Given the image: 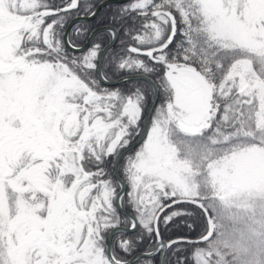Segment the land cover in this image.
<instances>
[{"label":"snow or ice","instance_id":"1","mask_svg":"<svg viewBox=\"0 0 264 264\" xmlns=\"http://www.w3.org/2000/svg\"><path fill=\"white\" fill-rule=\"evenodd\" d=\"M0 264H264V0H0Z\"/></svg>","mask_w":264,"mask_h":264},{"label":"trees","instance_id":"2","mask_svg":"<svg viewBox=\"0 0 264 264\" xmlns=\"http://www.w3.org/2000/svg\"><path fill=\"white\" fill-rule=\"evenodd\" d=\"M116 3H117V1H112V2H108L106 4L111 6V7H115ZM108 11H109L108 7L102 8L100 14L101 15H106L108 13ZM107 41H108V37L105 36L103 43H107ZM115 47H118V42H117V44L113 45V48H115ZM114 78H117V77L113 76L112 79H114ZM113 85L120 86V87H126V85H124L122 81L117 83V84H113ZM157 103H159V100H157ZM121 164H123V160H121ZM109 170H111V169L109 168ZM162 231L164 232L165 238L175 237L177 235H182V234H189V230L186 227H184L180 223L179 220H177L175 224H171L167 230H164L163 227H162ZM193 235H194V233H193Z\"/></svg>","mask_w":264,"mask_h":264},{"label":"water","instance_id":"3","mask_svg":"<svg viewBox=\"0 0 264 264\" xmlns=\"http://www.w3.org/2000/svg\"><path fill=\"white\" fill-rule=\"evenodd\" d=\"M112 1H117V0H104V2L105 3H108V2H112ZM99 27H101V26H99ZM109 42V41H108ZM107 42V43H108ZM106 43V44H107ZM112 82H113V84H117V83H119V82H121L118 78H114V79H112ZM120 211L122 212V213H126L128 210H126V209H120Z\"/></svg>","mask_w":264,"mask_h":264},{"label":"flooded vegetation","instance_id":"4","mask_svg":"<svg viewBox=\"0 0 264 264\" xmlns=\"http://www.w3.org/2000/svg\"><path fill=\"white\" fill-rule=\"evenodd\" d=\"M97 27H99V26H97ZM108 42V41H107ZM106 44V43H105Z\"/></svg>","mask_w":264,"mask_h":264}]
</instances>
